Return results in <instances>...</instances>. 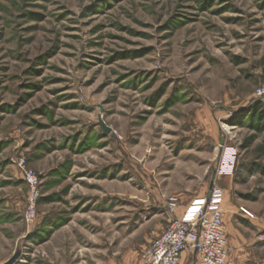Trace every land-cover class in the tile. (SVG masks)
<instances>
[{"label": "rangeland", "instance_id": "obj_1", "mask_svg": "<svg viewBox=\"0 0 264 264\" xmlns=\"http://www.w3.org/2000/svg\"><path fill=\"white\" fill-rule=\"evenodd\" d=\"M262 85L264 0H0V264H142L215 185L264 244Z\"/></svg>", "mask_w": 264, "mask_h": 264}, {"label": "built area", "instance_id": "obj_2", "mask_svg": "<svg viewBox=\"0 0 264 264\" xmlns=\"http://www.w3.org/2000/svg\"><path fill=\"white\" fill-rule=\"evenodd\" d=\"M255 96L264 103V85L256 89ZM238 152L228 146L223 150L218 165V176L234 173ZM30 185L28 208L25 219L34 222L37 213L38 179L31 172H26ZM224 190L215 185L206 196L192 200L181 215H177L182 204L176 196H171L168 210L175 216L170 225L154 238L142 253V264H182L185 252L191 253V264H228L227 229L225 227L226 210L224 207ZM239 213L255 220L257 215L247 207H240ZM264 227V219L262 220Z\"/></svg>", "mask_w": 264, "mask_h": 264}, {"label": "crops", "instance_id": "obj_3", "mask_svg": "<svg viewBox=\"0 0 264 264\" xmlns=\"http://www.w3.org/2000/svg\"><path fill=\"white\" fill-rule=\"evenodd\" d=\"M202 196L204 195L195 196L190 201L192 202V200L201 198ZM190 201L188 204L191 203ZM224 207L226 210L225 227L230 246L228 264H264V254L258 252L259 249H264V244L259 243L255 236L248 232L247 227L244 228L242 226L240 221V219H250L240 214L239 209L237 210V207L232 202H228V200H225ZM250 230L253 231L252 229ZM261 230L262 228H260ZM190 257V251L185 252L182 256V264H191Z\"/></svg>", "mask_w": 264, "mask_h": 264}, {"label": "trees", "instance_id": "obj_4", "mask_svg": "<svg viewBox=\"0 0 264 264\" xmlns=\"http://www.w3.org/2000/svg\"><path fill=\"white\" fill-rule=\"evenodd\" d=\"M250 111L253 119L260 118L263 121L262 126H259V128L260 130H264V103L258 101L256 103V106L252 108ZM261 148H264V146H261Z\"/></svg>", "mask_w": 264, "mask_h": 264}, {"label": "water", "instance_id": "obj_5", "mask_svg": "<svg viewBox=\"0 0 264 264\" xmlns=\"http://www.w3.org/2000/svg\"><path fill=\"white\" fill-rule=\"evenodd\" d=\"M102 127L106 131V133H110L111 132L110 128H108L103 122H102ZM15 259H16V256H13L12 259H10L9 261L5 262L4 264H12Z\"/></svg>", "mask_w": 264, "mask_h": 264}]
</instances>
